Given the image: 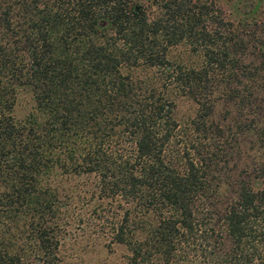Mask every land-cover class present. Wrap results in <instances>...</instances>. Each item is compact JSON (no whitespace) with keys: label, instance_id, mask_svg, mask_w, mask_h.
Returning a JSON list of instances; mask_svg holds the SVG:
<instances>
[{"label":"trees","instance_id":"16d2710c","mask_svg":"<svg viewBox=\"0 0 264 264\" xmlns=\"http://www.w3.org/2000/svg\"><path fill=\"white\" fill-rule=\"evenodd\" d=\"M74 222L122 264H264V0H0V264Z\"/></svg>","mask_w":264,"mask_h":264},{"label":"rangeland","instance_id":"374dc122","mask_svg":"<svg viewBox=\"0 0 264 264\" xmlns=\"http://www.w3.org/2000/svg\"><path fill=\"white\" fill-rule=\"evenodd\" d=\"M184 54L182 48L177 47L171 50L170 57L177 60L184 58ZM63 231L66 240L61 247L59 264H122L125 248L108 243L98 225L74 222Z\"/></svg>","mask_w":264,"mask_h":264}]
</instances>
